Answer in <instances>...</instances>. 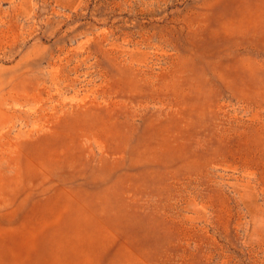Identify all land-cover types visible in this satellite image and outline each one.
Segmentation results:
<instances>
[{
	"label": "rangeland",
	"instance_id": "1",
	"mask_svg": "<svg viewBox=\"0 0 264 264\" xmlns=\"http://www.w3.org/2000/svg\"><path fill=\"white\" fill-rule=\"evenodd\" d=\"M0 264H264V0H0Z\"/></svg>",
	"mask_w": 264,
	"mask_h": 264
}]
</instances>
